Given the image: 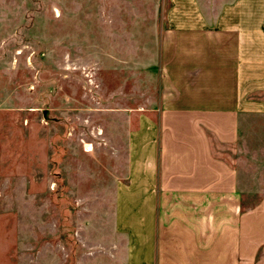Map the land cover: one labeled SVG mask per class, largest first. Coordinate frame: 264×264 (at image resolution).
<instances>
[{"label":"rangeland","instance_id":"374dc122","mask_svg":"<svg viewBox=\"0 0 264 264\" xmlns=\"http://www.w3.org/2000/svg\"><path fill=\"white\" fill-rule=\"evenodd\" d=\"M192 2L212 21L235 0ZM183 5L0 0V264H115L116 189L132 132L158 122L162 35ZM259 135L223 153L249 205L264 193Z\"/></svg>","mask_w":264,"mask_h":264},{"label":"crops","instance_id":"0c3cea01","mask_svg":"<svg viewBox=\"0 0 264 264\" xmlns=\"http://www.w3.org/2000/svg\"><path fill=\"white\" fill-rule=\"evenodd\" d=\"M181 1L162 35L158 122L131 134L129 180L117 186L103 256L264 264V193L249 205L244 175L223 154L247 147L251 129L264 140V0H235L212 21Z\"/></svg>","mask_w":264,"mask_h":264}]
</instances>
